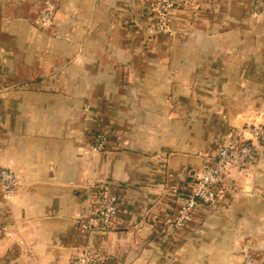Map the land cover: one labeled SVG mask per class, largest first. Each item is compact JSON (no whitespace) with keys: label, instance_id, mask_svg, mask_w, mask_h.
<instances>
[{"label":"crops","instance_id":"1","mask_svg":"<svg viewBox=\"0 0 264 264\" xmlns=\"http://www.w3.org/2000/svg\"><path fill=\"white\" fill-rule=\"evenodd\" d=\"M52 6V22L39 12ZM0 0V264H241L264 258V141L221 171L213 204L171 225L222 145L264 116V1ZM103 141L102 150L89 148ZM118 198L89 230L98 187ZM175 212V213H174Z\"/></svg>","mask_w":264,"mask_h":264},{"label":"built area","instance_id":"2","mask_svg":"<svg viewBox=\"0 0 264 264\" xmlns=\"http://www.w3.org/2000/svg\"><path fill=\"white\" fill-rule=\"evenodd\" d=\"M179 0H151L152 12H154V22L151 29L156 33L170 34L173 29L170 27L168 13ZM264 1V0H263ZM52 6L47 2L46 7L40 15V22L48 25L52 19ZM251 142H247L238 148L222 145L217 148L211 163L205 165L192 183L188 196L181 203L178 212L174 215L171 225L182 227L190 221L194 208L198 204H213L219 194V183L221 171L228 166H235L245 161L255 159L259 144L264 141V116L261 123L253 125L251 128ZM105 147L103 141L99 140L89 148L92 150H102ZM0 182L4 188L5 196H10L15 192L18 182L17 175L10 169H0ZM98 209L93 216L86 220V227L89 230H108L117 213L118 198L108 191L105 186L98 188ZM0 230L3 226L0 224ZM91 251L83 249L74 255L68 264H93ZM241 264H264V258L246 257Z\"/></svg>","mask_w":264,"mask_h":264},{"label":"rangeland","instance_id":"3","mask_svg":"<svg viewBox=\"0 0 264 264\" xmlns=\"http://www.w3.org/2000/svg\"><path fill=\"white\" fill-rule=\"evenodd\" d=\"M150 4H151V3H150ZM151 9H152V6L150 5V17H151V22H152L151 24H153V22H154V12H152ZM43 10H44V8L41 9L40 12H39V27H40L41 29H46V28H48V26L51 25V22H52V19H53V18L51 19V22H50L48 25H43V24L40 22V15H41V13H42ZM170 11H171V10H170ZM170 11H169V12H170ZM168 17H169V13H168ZM90 146H91V145H90ZM90 146H89V147H90ZM194 181H195V179L193 180V182H194ZM179 208H180V205L178 206V210H179ZM178 210L176 211V213L178 212ZM174 213H175V212H174ZM176 213H175V214H176ZM175 214H174V215H175ZM173 217H174V216H173Z\"/></svg>","mask_w":264,"mask_h":264},{"label":"trees","instance_id":"4","mask_svg":"<svg viewBox=\"0 0 264 264\" xmlns=\"http://www.w3.org/2000/svg\"><path fill=\"white\" fill-rule=\"evenodd\" d=\"M182 195H183V197H184L185 195L188 196L187 192H183ZM187 196H185V197H187Z\"/></svg>","mask_w":264,"mask_h":264}]
</instances>
